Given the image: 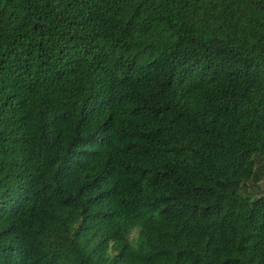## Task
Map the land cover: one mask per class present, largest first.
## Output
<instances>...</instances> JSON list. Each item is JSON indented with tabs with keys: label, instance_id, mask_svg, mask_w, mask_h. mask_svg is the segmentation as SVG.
Here are the masks:
<instances>
[{
	"label": "trees",
	"instance_id": "trees-1",
	"mask_svg": "<svg viewBox=\"0 0 264 264\" xmlns=\"http://www.w3.org/2000/svg\"><path fill=\"white\" fill-rule=\"evenodd\" d=\"M255 159L264 0H0V264H264Z\"/></svg>",
	"mask_w": 264,
	"mask_h": 264
},
{
	"label": "rangeland",
	"instance_id": "rangeland-1",
	"mask_svg": "<svg viewBox=\"0 0 264 264\" xmlns=\"http://www.w3.org/2000/svg\"><path fill=\"white\" fill-rule=\"evenodd\" d=\"M255 170L258 174V181L255 184L251 182L246 183L244 187L240 190L242 196H247L250 200L254 199L262 192H264V160L255 159ZM261 172V173H260ZM135 232H132L129 238H134Z\"/></svg>",
	"mask_w": 264,
	"mask_h": 264
}]
</instances>
